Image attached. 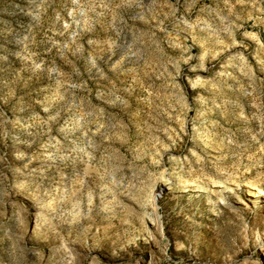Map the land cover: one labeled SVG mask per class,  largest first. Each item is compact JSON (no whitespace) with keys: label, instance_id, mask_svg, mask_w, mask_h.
Instances as JSON below:
<instances>
[{"label":"rangeland","instance_id":"374dc122","mask_svg":"<svg viewBox=\"0 0 264 264\" xmlns=\"http://www.w3.org/2000/svg\"><path fill=\"white\" fill-rule=\"evenodd\" d=\"M0 264H264V0H0Z\"/></svg>","mask_w":264,"mask_h":264},{"label":"bare ground","instance_id":"6f19581e","mask_svg":"<svg viewBox=\"0 0 264 264\" xmlns=\"http://www.w3.org/2000/svg\"><path fill=\"white\" fill-rule=\"evenodd\" d=\"M159 195H160V193H157V194H156V196H155V199H156V198H158V197H159Z\"/></svg>","mask_w":264,"mask_h":264}]
</instances>
